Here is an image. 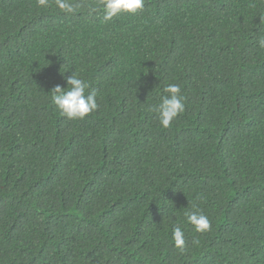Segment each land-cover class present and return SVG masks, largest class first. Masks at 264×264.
<instances>
[{"label":"trees","instance_id":"16d2710c","mask_svg":"<svg viewBox=\"0 0 264 264\" xmlns=\"http://www.w3.org/2000/svg\"><path fill=\"white\" fill-rule=\"evenodd\" d=\"M261 15L264 0H145L105 23L0 0V264H264ZM74 72L98 93L83 120L51 98ZM168 84L186 107L164 128Z\"/></svg>","mask_w":264,"mask_h":264},{"label":"clouds","instance_id":"9594fccd","mask_svg":"<svg viewBox=\"0 0 264 264\" xmlns=\"http://www.w3.org/2000/svg\"><path fill=\"white\" fill-rule=\"evenodd\" d=\"M53 0H37L38 6L48 8L52 6ZM54 6L65 14H76L79 11L87 10L89 15L102 12V22H110L124 14L135 15L145 8V0H101L98 5L74 3L73 0H54ZM260 23L264 24V15L259 16ZM261 49H264V35L258 39ZM90 84L74 72L67 78V88L56 85L51 91V98L61 115L69 120H83L90 114L98 110V93L95 89L89 91ZM164 93L157 105L152 107L157 115L159 123L164 128H169L185 111L186 97L182 94L179 84H168L164 88ZM197 199H203L202 196ZM188 223L196 232L205 233L211 231V220L199 211L185 213ZM173 240L175 247L183 250L186 246L185 234L180 226L173 230ZM193 245H198L199 240L193 239Z\"/></svg>","mask_w":264,"mask_h":264}]
</instances>
